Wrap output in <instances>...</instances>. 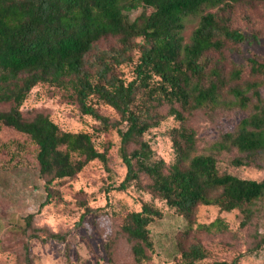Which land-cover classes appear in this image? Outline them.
<instances>
[{
  "label": "trees",
  "instance_id": "obj_1",
  "mask_svg": "<svg viewBox=\"0 0 264 264\" xmlns=\"http://www.w3.org/2000/svg\"><path fill=\"white\" fill-rule=\"evenodd\" d=\"M242 1L250 0H0V102L9 104L0 110V129L11 127L35 143L37 169L46 191L43 203L52 196L54 180L74 176L94 159L105 165L107 157L90 133L62 130L42 110L23 113V101L39 83L61 88L81 114L99 121L102 129L117 132L126 168L114 186L117 189L144 176L150 194L188 222L199 204L238 209L242 225L251 218L253 207L264 199V177L219 172L213 152L194 153L195 134L185 124L186 112L205 105L246 109L235 129L223 132L212 147L235 151L234 165L264 167V98L257 79H264V60L248 57L249 73L255 79L230 84L228 79L240 77V68L225 76L206 59L208 52L221 51L227 41H242L244 33L227 24L221 8L203 12L204 8ZM138 7L141 12L129 19L128 12ZM193 14L198 21L184 42V20ZM106 36L115 37L117 45L96 49V42ZM127 63L133 64L129 80L117 72L119 65ZM99 103L113 108L119 118L101 113ZM162 106L165 115L180 122L171 128L174 159L169 163L155 157L143 138L162 120ZM161 216L162 210L149 201L123 213L120 229L131 242L136 262L152 250L149 225ZM220 225L216 217L199 227ZM261 243L264 246V237ZM179 252L180 264H240L237 258L206 261L209 252L199 240Z\"/></svg>",
  "mask_w": 264,
  "mask_h": 264
},
{
  "label": "rangeland",
  "instance_id": "obj_2",
  "mask_svg": "<svg viewBox=\"0 0 264 264\" xmlns=\"http://www.w3.org/2000/svg\"><path fill=\"white\" fill-rule=\"evenodd\" d=\"M141 10L138 7L129 11V19L136 17ZM217 10L229 26L244 33V39L227 41L221 51L208 52L206 59L210 65L221 68L225 76L230 70L240 68V77L238 80L228 79L230 84L255 79L249 73L247 58L255 56L264 60V1L229 2L223 6L205 7L203 12ZM197 21L196 14L185 18L184 42L188 41ZM116 45L115 37L106 36L95 46L102 49ZM117 72L129 80L133 75V64H121ZM257 79L264 98V79ZM8 107V103L0 102V110ZM20 108L26 116L33 109L48 113L62 130L90 133L94 144L105 150L107 162L104 165L97 159L91 160L74 176L54 180L52 196L43 203L46 191L37 169L35 143L27 134L2 126L0 264H180V248L193 240H199L207 248L206 261L237 258L240 264H264L261 243L264 237V199L253 207L251 218L243 225L238 209L222 210L215 204L197 205L188 222L163 200L150 194L147 190L149 181L144 176L125 189L114 187L126 171L119 154L120 137L114 129L106 131L100 127L99 121L81 114L75 101L64 90L39 83L29 91ZM97 108L110 119L119 118L106 104L99 103ZM159 112L163 114L162 120L143 138L148 140L155 157L169 163L174 159L171 128L178 127L180 122L172 115H165L166 106H162ZM247 113L246 109L231 105H205L186 112L185 124L195 134L194 153L213 152L219 172L259 180L264 177V167L234 165L231 159L235 151H216L212 147L223 132L234 130ZM144 201L159 207L162 216L149 225L152 250L146 252V258L136 262L130 249L131 242L121 231L120 223L126 210L139 209ZM216 217L222 221L219 227H199ZM51 234H57V237Z\"/></svg>",
  "mask_w": 264,
  "mask_h": 264
}]
</instances>
